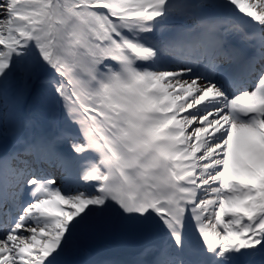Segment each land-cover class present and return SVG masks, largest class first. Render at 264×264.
Returning <instances> with one entry per match:
<instances>
[{
	"label": "snow or ice",
	"instance_id": "1",
	"mask_svg": "<svg viewBox=\"0 0 264 264\" xmlns=\"http://www.w3.org/2000/svg\"><path fill=\"white\" fill-rule=\"evenodd\" d=\"M0 264H264V0H0Z\"/></svg>",
	"mask_w": 264,
	"mask_h": 264
},
{
	"label": "rangeland",
	"instance_id": "2",
	"mask_svg": "<svg viewBox=\"0 0 264 264\" xmlns=\"http://www.w3.org/2000/svg\"><path fill=\"white\" fill-rule=\"evenodd\" d=\"M119 253V250L116 248V246H113L112 241H110L107 245H105L102 249H101V253L100 255L103 257H108L111 256L113 254ZM83 259H88V257H84Z\"/></svg>",
	"mask_w": 264,
	"mask_h": 264
},
{
	"label": "water",
	"instance_id": "3",
	"mask_svg": "<svg viewBox=\"0 0 264 264\" xmlns=\"http://www.w3.org/2000/svg\"><path fill=\"white\" fill-rule=\"evenodd\" d=\"M136 241L133 240H113L112 244L116 246L120 251L125 250V248H129L134 245Z\"/></svg>",
	"mask_w": 264,
	"mask_h": 264
}]
</instances>
